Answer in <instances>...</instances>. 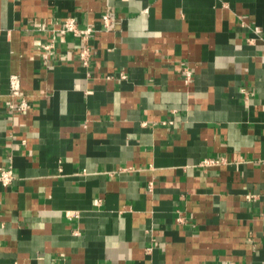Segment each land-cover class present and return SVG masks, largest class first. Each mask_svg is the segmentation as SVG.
<instances>
[{
  "label": "crops",
  "instance_id": "1",
  "mask_svg": "<svg viewBox=\"0 0 264 264\" xmlns=\"http://www.w3.org/2000/svg\"><path fill=\"white\" fill-rule=\"evenodd\" d=\"M7 168L0 264H264V0H0Z\"/></svg>",
  "mask_w": 264,
  "mask_h": 264
},
{
  "label": "built area",
  "instance_id": "2",
  "mask_svg": "<svg viewBox=\"0 0 264 264\" xmlns=\"http://www.w3.org/2000/svg\"><path fill=\"white\" fill-rule=\"evenodd\" d=\"M102 23L103 27L105 29H109L112 26L113 23V14L108 9L102 16ZM94 29L92 27L82 28L80 27L79 20L76 17H69L65 20L62 28L60 29L61 37L64 38L65 35L68 33H72L75 36H78L81 38L82 41L89 40L90 35L93 33ZM44 53L46 57L53 56L55 54V45L54 43H49L46 46H44ZM92 54L91 51L87 46H83V48L80 51L79 59L81 60V63L84 67H88L90 64ZM119 77L121 79H126L127 74L126 73H120ZM184 79L187 83L192 82L193 80V73L189 69H184ZM11 90L13 96H20L21 95V82L20 78L17 75H13L11 77ZM29 108V103L25 100L22 101L19 105H11V109L14 111H25ZM218 162L214 159H206L204 161V164H212ZM16 176L14 174L13 169L7 168V169H0V182L8 186L10 185L14 180Z\"/></svg>",
  "mask_w": 264,
  "mask_h": 264
}]
</instances>
